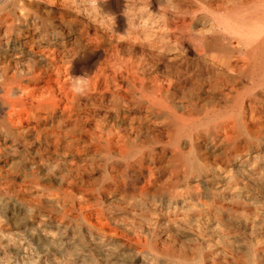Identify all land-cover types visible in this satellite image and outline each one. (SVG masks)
<instances>
[{
    "label": "rangeland",
    "instance_id": "obj_1",
    "mask_svg": "<svg viewBox=\"0 0 264 264\" xmlns=\"http://www.w3.org/2000/svg\"><path fill=\"white\" fill-rule=\"evenodd\" d=\"M10 1L0 22V102L28 87L59 106L38 122L0 124V264H264V90L252 60L264 0ZM85 74L77 95L71 76Z\"/></svg>",
    "mask_w": 264,
    "mask_h": 264
},
{
    "label": "bare ground",
    "instance_id": "obj_2",
    "mask_svg": "<svg viewBox=\"0 0 264 264\" xmlns=\"http://www.w3.org/2000/svg\"><path fill=\"white\" fill-rule=\"evenodd\" d=\"M111 1V0H110ZM11 2V4H12V6H15V7H17L18 6V4L20 3V0H11L10 1ZM6 4H8V3H6ZM5 0L3 1L2 0V2H0V22L1 21H3L4 19H3V12L5 11V9H6V7H5ZM29 6V5H28ZM27 7V6H26ZM17 9V8H16ZM15 9V10H16ZM29 9V8H28ZM35 9V8H34ZM103 10H104V8H102ZM32 10V9H31ZM109 12V11H108ZM5 13H6V11H5ZM32 13V12H31ZM18 14V13H17ZM109 14H111V13H109ZM108 14V15H109ZM14 15V14H13ZM5 16V15H4ZM17 16H19V15H17ZM25 16H26V14H25ZM51 16V15H50ZM36 17V16H35ZM117 17V16H116ZM115 17V18H116ZM19 18V17H18ZM47 18V17H46ZM108 18H109V16H108ZM111 18V17H110ZM109 18V19H110ZM41 19V18H40ZM42 19H43V17H42ZM6 20H7V18H6ZM108 20V19H107ZM113 20V19H112ZM116 20V19H115ZM5 21V20H4ZM15 21V20H14ZM19 21V20H18ZM29 21V20H28ZM12 22V21H11ZM20 22V21H19ZM39 22V21H38ZM258 22V21H257ZM3 23V22H2ZM26 24H27V21L25 22ZM57 24V23H56ZM258 24V23H257ZM15 25V24H14ZM19 25V24H18ZM32 25V24H31ZM52 25V24H51ZM55 25V24H54ZM264 25V24H263ZM256 26V25H255ZM31 27V26H30ZM19 28H21V27H19ZM24 28V27H23ZM3 29V28H2ZM11 29V28H10ZM4 30V29H3ZM241 30V29H240ZM25 32V31H24ZM50 32V31H49ZM34 33V32H33ZM148 33V32H147ZM251 33V32H250ZM28 34V33H27ZM30 34V33H29ZM39 34H40V32H39ZM252 34V33H251ZM255 34H257V33H255ZM254 34V35H255ZM33 35V34H32ZM34 35H35V33H34ZM264 35V34H263ZM39 36H41V35H39ZM52 36H53V34H52ZM260 36V35H259ZM262 36V35H261ZM30 37V36H29ZM264 37V36H263ZM25 38V37H24ZM53 38H54V36H53ZM262 39V38H261ZM264 39V38H263ZM262 39V40H263ZM37 40V39H36ZM35 40V41H36ZM39 40V39H38ZM45 40V39H44ZM257 40V39H256ZM28 42L30 41V40H27ZM252 42V41H251ZM250 42V43H251ZM261 42V46L260 47H258V48H256L254 51H253V58H252V60H253V63H254V67H255V69H256V77L258 78V83H259V85L262 87V88H260L261 90H264V40H263V43H262V41H260ZM21 43V42H20ZM47 43V42H46ZM60 43H62V42H60ZM19 44V43H18ZM27 44V43H26ZM26 44L24 45V46H26ZM257 44H258V42H257ZM27 45H30L29 43L27 44ZM53 45V44H52ZM96 45V44H95ZM260 45V44H259ZM249 46V45H248ZM255 46H256V44H255ZM50 47H52V46H50ZM49 47V48H50ZM59 47V49H60V46H58ZM29 48H31V47H29ZM46 50V49H45ZM244 50V49H243ZM4 52V51H3ZM14 52V51H13ZM54 52V51H53ZM18 53V52H17ZM29 53V52H28ZM56 53V52H55ZM62 53V52H61ZM243 53V52H242ZM33 54V53H32ZM39 54V53H38ZM37 54V55H38ZM59 54V53H58ZM40 55V54H39ZM246 55V54H245ZM250 55V54H249ZM28 56V55H27ZM33 56V55H32ZM51 56V55H50ZM41 57H42V55H41ZM56 58V57H55ZM12 60V59H11ZM32 60H35V59H32ZM44 60V59H43ZM51 60V59H50ZM50 60H48V61H50ZM37 61V60H36ZM35 61V62H36ZM39 61V60H38ZM47 61V60H46ZM52 61V60H51ZM56 61V60H55ZM245 61V60H244ZM30 62V61H29ZM52 62H54V61H52ZM238 62V61H237ZM7 63H9L8 61H7ZM37 63V62H36ZM39 63V62H38ZM50 64V63H49ZM48 64V65H49ZM221 64V63H220ZM249 64V63H248ZM251 64V63H250ZM47 65V66H48ZM247 65V64H246ZM38 66V65H37ZM46 66V67H47ZM44 67V66H43ZM49 67V66H48ZM238 67H239V65H238ZM242 67H243V65H242ZM250 67V66H249ZM35 69H36V66L34 67ZM56 68V67H55ZM213 68V67H212ZM235 68H237V67H235ZM234 68V69H235ZM209 69V68H208ZM241 69V68H240ZM37 70V69H36ZM41 70V69H40ZM39 70V71H40ZM44 70V69H43ZM214 70V69H213ZM225 70V69H224ZM227 70V69H226ZM232 70V69H231ZM220 71V70H219ZM250 71V70H249ZM255 71V70H254ZM215 72V71H214ZM235 72V71H234ZM241 72V71H240ZM33 73H35V72H33ZM57 73V72H56ZM60 73V72H59ZM237 73V72H236ZM36 74V73H35ZM40 74V73H39ZM46 74V73H45ZM58 74V73H57ZM127 74V73H126ZM216 74V73H215ZM59 75V74H58ZM159 75V74H158ZM219 75H221V74H219ZM224 75V74H223ZM223 75H221V76H223ZM6 76V75H5ZM31 76V75H30ZM34 76V75H33ZM39 76V75H38ZM41 76V75H40ZM55 76H56V74H55ZM232 76V75H231ZM244 76V75H243ZM44 77H45V75H44ZM50 77V76H49ZM4 78V77H3ZM33 78V77H32ZM41 78V77H40ZM218 78V77H217ZM257 78H255V79H257ZM5 79V78H4ZM3 79V80H4ZM30 79V78H29ZM28 79V80H29ZM157 79V78H156ZM173 79V78H172ZM252 79V78H251ZM50 80V79H49ZM126 80H128V79H126ZM162 80V79H161ZM217 81H219L218 79H216ZM222 80V79H221ZM51 81V80H50ZM50 81H48V82H50ZM223 81V80H222ZM237 81V80H236ZM255 81V80H254ZM61 82V81H60ZM122 82H124V81H122ZM122 82H121V85H122ZM126 82H129V80L128 81H126ZM151 82V81H150ZM154 82V81H153ZM158 82V81H157ZM165 82V81H164ZM171 82V81H170ZM215 82V81H214ZM225 82H230V81H225ZM233 82V81H232ZM7 83V82H6ZM47 83V82H46ZM52 83V82H51ZM50 83V84H51ZM99 83V82H98ZM118 83V82H117ZM116 83V84H117ZM216 83V82H215ZM231 83V82H230ZM236 82L234 81V84H235ZM257 83V84H258ZM3 84V83H2ZM129 84V83H128ZM146 84V83H145ZM145 84H144V86H145ZM158 84H159V82H158ZM164 84V83H163ZM165 84H167V82L165 83ZM188 84V83H187ZM186 84V85H187ZM218 84H220V83H218ZM217 84V85H218ZM223 84V83H222ZM225 84V83H224ZM223 84V85H224ZM7 85V84H6ZM91 85V84H90ZM90 85H89V87H90ZM114 85V84H113ZM112 85V86H113ZM124 85V84H123ZM137 85V84H136ZM143 85V84H142ZM147 85V84H146ZM168 85V84H167ZM226 85V84H225ZM253 85H254V83H253ZM42 86V85H41ZM61 86H62V84H61ZM106 86V85H105ZM114 86H116V85H114ZM169 86V85H168ZM188 86V85H187ZM233 86V85H232ZM236 86V85H235ZM234 86V87H235ZM48 87V86H47ZM54 86H52V88H53ZM88 87V88H89ZM107 87V86H106ZM146 87V86H145ZM152 87H154V86H152ZM223 87V86H222ZM41 88H43V87H41ZM49 88V87H48ZM92 88H94V87H91V89ZM98 88H99V86H98ZM111 88V87H110ZM118 88H119V85H118ZM118 88H116V89H118ZM132 88V87H131ZM213 88V87H212ZM217 88V87H216ZM256 88H257V86H256ZM13 89V88H12ZM28 89V87H21L19 90H16V91H19V93H20V95H21V97L19 96V97H17V98H14L13 96H16V95H18V94H15L13 91H10V93H11V95H12V97H13V99L10 101V102H4V101H2V102H0V108L1 109H3V111H4V116L3 117H0V124H2V126L3 125H5V126H9L8 128L9 129H12L13 128V126L14 125H21L23 122H26L27 123V121L30 119V118H33V119H35V121L36 122H38L39 120H42L43 118H42V115H40V114H42V113H48V111H49V109H50V111L51 110H53V111H56V109L58 108L57 107V102L55 103H51L49 106H46L44 103H42V101H41V97H34L33 95H31V93H29V90H27ZM95 89H97L96 87H95ZM112 89H114V88H112ZM167 89H168V87H167ZM193 89V88H192ZM221 89V88H220ZM226 89V88H225ZM239 89V88H238ZM50 90V89H49ZM56 90V89H55ZM98 90V89H97ZM138 90H140V89H138ZM231 91H233V89H230ZM247 90V89H246ZM245 90V91H246ZM1 91V90H0ZM37 91V90H36ZM41 91H43L44 92V89L43 90H41ZM48 91V90H47ZM61 91V90H60ZM59 91V93H63L62 91L60 92ZM114 91V90H113ZM175 91V90H174ZM216 91V90H215ZM214 91V92H215ZM218 91H221V90H218ZM257 91V90H256ZM38 92V91H37ZM57 92H58V90H57ZM121 92V91H120ZM165 92V91H164ZM170 92V91H169ZM188 92V91H187ZM199 92V91H198ZM207 93H208V91H206ZM213 92V91H212ZM229 92V91H228ZM236 92V91H235ZM250 92V91H249ZM262 92V91H261ZM42 93V92H41ZM49 93H51L50 91H49ZM113 93V92H112ZM148 93V92H147ZM171 93V92H170ZM173 93V92H172ZM193 93H195V91L193 90L192 91V94ZM203 93V92H202ZM263 93V92H262ZM38 94H39V92H38ZM45 94H46V92H45ZM116 94H117V92H116ZM168 94V93H167ZM174 94V93H173ZM225 94H226V92H225ZM230 94V93H229ZM237 94V93H236ZM245 94V93H244ZM249 94V93H248ZM256 94V93H255ZM50 95V94H49ZM111 95V94H110ZM120 96H121V94H119ZM156 95H157V93H156ZM227 95V94H226ZM55 96V95H54ZM113 96V95H112ZM141 96V95H140ZM145 96H147V95H145ZM158 96V95H157ZM190 96V95H189ZM194 96V95H193ZM198 96V95H197ZM204 96V95H203ZM225 96V95H224ZM260 96V95H259ZM62 97H64L63 96V94H62ZM66 97V96H65ZM69 97V96H68ZM149 97V96H148ZM156 97V96H155ZM155 97L154 98H152L151 100H155ZM166 97V96H165ZM168 97V96H167ZM192 97V96H191ZM191 97H189V98H191ZM205 97V96H204ZM242 97V96H241ZM246 97V96H245ZM244 97V98H245ZM264 97V96H263ZM49 98V97H48ZM122 98H124V97H122ZM139 98V97H138ZM144 98V97H143ZM146 98V97H145ZM145 98H144V100H145ZM149 98H151V97H149ZM148 98V99H149ZM162 98V97H161ZM188 98V97H187ZM194 98V97H193ZM224 98V97H223ZM226 98V97H225ZM44 99V98H43ZM42 99V100H43ZM58 99V98H57ZM57 99H55V100H57ZM68 99V98H67ZM133 99H135V98H133ZM158 99V98H157ZM202 99V98H201ZM205 99H207V98H205ZM214 99V98H213ZM220 99H222V98H220ZM239 99V98H238ZM54 100V101H55ZM61 100H63L62 98H61ZM64 100H65V98H64ZM75 100V99H74ZM123 100V99H122ZM153 100V101H154ZM208 100H210L209 98H208ZM208 100H207V102H208ZM215 100V99H214ZM45 101H46V99H45ZM51 101V100H50ZM134 101V100H133ZM148 101H150V100H148ZM196 101V100H195ZM194 101V102H195ZM200 101V100H199ZM212 101V100H211ZM220 101V100H219ZM251 101V100H250ZM147 102V101H146ZM191 102V101H190ZM197 102V101H196ZM206 102V101H205ZM216 102H218L217 100H216ZM227 102V101H226ZM234 102V101H233ZM232 102V103H233ZM242 102V101H241ZM248 102V101H247ZM30 103V104H29ZM140 103V102H139ZM144 103H145V101H144ZM148 103V102H147ZM146 103V104H147ZM154 103V102H153ZM177 103H179V102H177ZM211 103V102H210ZM209 103V104H210ZM213 104H215L214 102H212ZM243 103V102H242ZM242 103H240V105L239 106H242L241 104ZM245 103V102H244ZM60 104V103H59ZM62 104H63V102H62ZM62 104H60V105H62ZM143 104V103H142ZM181 104H183V102L181 103ZM250 104V103H249ZM150 105V104H149ZM149 105H147V106H149ZM152 105V104H151ZM193 105V104H192ZM203 105V104H202ZM212 105V104H211ZM219 105V104H218ZM221 105V104H220ZM228 105V104H227ZM252 105H253V103H252ZM30 107V111H29V113L30 114H24V113H22V111L20 110V108H23V107ZM59 106V105H58ZM65 106H66V104H65ZM184 106H187V105H185L184 104ZM224 106V105H223ZM251 106V105H250ZM69 107V106H68ZM129 107V106H128ZM141 107V106H140ZM180 107V106H179ZM183 107V106H182ZM182 107H180V108H182ZM222 107V106H221ZM61 108V107H60ZM130 108V107H129ZM139 108V107H138ZM145 108V107H144ZM187 108H188V106H187ZM216 108H217V106H216ZM222 108H225V107H222ZM221 108V109H222ZM235 108H237L236 106H235ZM251 108V107H250ZM253 108V107H252ZM1 109H0V111H1ZM134 109H136V107L134 108ZM155 109V108H154ZM190 109V108H189ZM196 109H198V108H196ZM213 109H214V107H213ZM233 109V108H232ZM240 109V108H239ZM242 109V108H241ZM247 109V108H246ZM62 109H60V111H61ZM64 110V109H63ZM146 110V109H145ZM151 110V109H150ZM150 110H148V112L150 111ZM153 110V109H152ZM181 110H184V109H181ZM192 110V109H191ZM207 110H208V108H207ZM220 110V109H219ZM224 110H226V108L224 109ZM224 110H222L223 111V113H224ZM230 110V109H229ZM249 110V109H248ZM58 111V110H57ZM143 111V110H142ZM216 111V110H215ZM232 111V110H231ZM238 111V110H237ZM68 112H70V111H68ZM183 112V111H182ZM209 112V111H208ZM226 112V111H225ZM239 112V111H238ZM248 112V111H247ZM143 113V112H142ZM141 113V114H142ZM146 113H147V110H146ZM178 113V112H177ZM176 113V114H177ZM185 113V112H184ZM183 113V114H184ZM209 113H212L211 111L209 112ZM229 113V112H228ZM237 113V112H236ZM235 113V114H236ZM242 113V112H241ZM24 114V115H23ZM57 114H58V112H57ZM138 114V113H137ZM179 114V113H178ZM185 114H187V113H185ZM195 114V113H194ZM217 115H221L220 114V112H219V114H218V112L216 113ZM224 114H227V112L226 113H224ZM224 114H223V116H224ZM234 114V115H235ZM248 114V113H247ZM246 114V115H247ZM26 115V116H25ZM146 115V114H145ZM158 115V114H157ZM181 115V114H180ZM209 115V114H208ZM212 115V114H211ZM210 115V116H211ZM217 115L215 116H213V119H214V117H217ZM228 115V114H227ZM242 115V114H241ZM63 116V115H62ZM64 116H66V115H64ZM162 116V115H161ZM187 116H188V114H187ZM204 116V115H203ZM206 116H207V114H206ZM205 116V117H206ZM226 116V115H225ZM243 116H245V115H243ZM58 117H60V116H58ZM141 117V116H140ZM186 117V116H185ZM202 117V116H201ZM200 117V118H201ZM205 117H204V119H205ZM240 117H242V116H240ZM139 118V117H138ZM152 118V117H151ZM183 118V117H182ZM199 118V119H200ZM218 118V117H217ZM216 118V119H217ZM233 118V117H232ZM59 119V118H58ZM62 119H64V118H62ZM148 119H150V117L148 118ZM159 119V118H158ZM177 119H178V117H177ZM208 119V118H207ZM220 119V118H219ZM223 119V118H222ZM222 119H221V121H222ZM247 119H249V118H247ZM56 120V119H55ZM141 120V119H140ZM232 120V119H231ZM49 121V120H48ZM57 121V120H56ZM146 121H149V120H147L146 119ZM178 121V120H177ZM179 121H180V119H179ZM190 121V120H189ZM219 121V120H218ZM232 121H234V120H232ZM215 122V121H214ZM226 122V121H225ZM250 122V121H249ZM44 123V122H43ZM152 123V122H151ZM157 123V122H156ZM178 123V122H177ZM181 123V122H180ZM194 123V122H193ZM210 123V122H209ZM215 123H217V122H215ZM123 124V123H122ZM128 124V123H127ZM148 124V123H147ZM172 124V123H171ZM213 124V123H212ZM224 124H226V123H224ZM59 125H60V123H59ZM150 125V124H149ZM165 125V124H164ZM182 125H184L185 126V124L183 123ZM208 125V124H207ZM247 125V124H246ZM249 125H250V123H249ZM1 126V125H0ZM76 126V125H75ZM120 126V125H119ZM125 126H127L126 124H125ZM148 126V125H147ZM158 125H156V127H157ZM162 126V125H161ZM183 126V127H184ZM191 126V125H190ZM189 126V127H190ZM209 126V125H208ZM212 126V125H211ZM210 126V127H211ZM224 126V125H223ZM253 126H254V124H253ZM4 127V126H3ZM41 127V126H40ZM159 127V126H158ZM204 127V125L202 126V129H204L203 128ZM216 127H218V126H216ZM229 126H227V128H228ZM232 127V126H231ZM250 127V126H249ZM252 127V126H251ZM52 128H54V127H52ZM58 128V127H57ZM127 128V127H126ZM190 128H192V127H190ZM199 128H200V126H199ZM213 128V127H212ZM247 128V127H246ZM47 129H48V127H47ZM194 129V128H193ZM215 129V128H214ZM6 130V129H5ZM4 130V131H5ZM49 130H51V128L49 129ZM59 130V129H58ZM60 130H62V129H60ZM123 130V129H122ZM186 130H187V128H186ZM198 130H200V129H198ZM198 130H196V131H198ZM213 130V129H212ZM229 130V129H228ZM48 131V130H47ZM144 131V130H143ZM192 131V130H191ZM225 131H227L226 129H225ZM234 131H235V129H234ZM238 131V130H237ZM7 132V131H6ZM14 132V131H13ZM142 132V131H141ZM169 132H171V131H169ZM189 132V131H188ZM193 132H195V131H193ZM30 133V132H29ZM38 133H39V131H38ZM123 133V132H122ZM128 133H131L130 132V130H129V132ZM134 133V132H133ZM192 133V132H191ZM201 133V132H200ZM222 133H224V132H222ZM14 134H15V132H14ZM36 134V133H35ZM53 134V133H52ZM109 134V133H108ZM118 134V133H117ZM174 134H175V132H174ZM185 134V133H184ZM189 134V133H188ZM187 134V135H188ZM236 134V136L238 135L237 133H235ZM33 135V134H32ZM43 135H45V134H43ZM50 136H51V134H49ZM110 135V134H109ZM119 135V134H118ZM117 135V136H118ZM142 135V134H141ZM154 135H155V133H154ZM161 135V134H160ZM173 135V134H172ZM190 135V134H189ZM188 135V136H189ZM234 135V134H233ZM241 134H239V136H240ZM9 136H10V134H9ZM115 136H116V134H115ZM120 136V135H119ZM130 136V135H129ZM138 136V135H137ZM157 136H159V135H157ZM163 136H164V134H163ZM166 136V135H165ZM227 136V135H226ZM70 137V136H69ZM128 137V136H127ZM172 137V136H171ZM184 137V136H183ZM228 137V136H227ZM35 138V137H34ZM37 138V137H36ZM59 138V137H58ZM124 138V137H123ZM163 138V137H162ZM178 139H179V137H177ZM185 138H186V135H185ZM191 138V137H190ZM194 138V137H193ZM235 138V137H234ZM236 138H238V137H236ZM32 140H33V138H31ZM46 139V138H45ZM49 139H51V137L49 138ZM60 139V138H59ZM136 139V138H135ZM140 139H142V138H140ZM182 139V138H181ZM184 139V138H183ZM232 139V138H231ZM239 139V138H238ZM28 141H29V139H27ZM57 140V139H56ZM61 140V139H60ZM73 140V139H72ZM110 140V139H109ZM118 140V139H117ZM120 140H122L121 139V137H120ZM124 140V139H123ZM128 140V139H127ZM134 140V139H133ZM137 140V139H136ZM160 140V139H159ZM177 140V139H176ZM176 140L175 141H173L174 143L176 142ZM187 140V139H186ZM233 140V139H232ZM236 140V139H235ZM252 140H254V139H252ZM24 141V140H23ZM35 141V140H34ZM42 141V140H41ZM44 141V140H43ZM47 141V140H46ZM154 141V140H153ZM190 141H192L191 139H190ZM211 141V140H210ZM259 141V140H258ZM40 142V141H39ZM50 142V141H49ZM56 142V141H55ZM109 142V141H108ZM116 142V141H115ZM151 142V141H150ZM163 142V141H162ZM172 142V143H173ZM195 142V141H194ZM229 142V141H228ZM234 142H236V141H234ZM247 142V141H246ZM261 142V141H260ZM51 143V142H50ZM107 143V142H106ZM110 143V142H109ZM118 143V142H117ZM117 143H115L116 145H117ZM119 143H121V142H119ZM125 143V142H124ZM137 143V142H136ZM135 143V144H136ZM139 143V142H138ZM173 143V144H174ZM205 143V142H204ZM231 143V142H230ZM254 143V142H253ZM46 144V143H45ZM114 144V145H115ZM134 144V145H135ZM176 144V143H175ZM180 144H182V143H180ZM180 144H177V145H180ZM201 144V143H200ZM214 144V143H213ZM224 144V143H223ZM241 144V143H240ZM36 145V144H35ZM55 145V144H54ZM107 145H108V143H107ZM138 145V144H137ZM169 145H171V144H169ZM184 145V144H183ZM205 145H206V143H205ZM234 145V144H233ZM251 145V144H250ZM140 146H142V145H140ZM200 146H202V145H200ZM238 146V145H237ZM237 146H235V147H237ZM258 146V145H257ZM23 147V146H22ZM39 147V146H38ZM49 147V146H48ZM47 147V148H48ZM135 147V146H134ZM175 147V146H174ZM182 147V146H181ZM195 147H197V146H195ZM228 147H230V146H228ZM244 147V146H243ZM242 147V148H243ZM246 147H248V146H246ZM250 147V146H249ZM107 148H108V146H107ZM145 148H146V146H145ZM188 148V147H187ZM202 148H204V147H202ZM238 148V147H237ZM245 148V147H244ZM12 149V148H11ZM17 149V148H16ZM51 149H52V147H51ZM103 149V148H102ZM109 149V148H108ZM111 149V148H110ZM119 149V148H118ZM125 149V148H124ZM144 149V148H143ZM192 149V148H191ZM190 149V150H191ZM254 149V148H253ZM21 150V149H20ZM56 150V149H55ZM54 150V151H55ZM117 150V149H116ZM120 150V149H119ZM118 150V151H119ZM126 150V149H125ZM163 150V149H162ZM180 150V149H179ZM189 150V149H188ZM233 150V149H232ZM232 150H231V152H232ZM8 151V150H7ZM10 151V150H9ZM8 151V152H9ZM47 151V150H46ZM59 151V150H58ZM102 151V150H101ZM112 151V150H111ZM115 151V150H114ZM139 151V150H138ZM141 151H143V150H141ZM192 151V150H191ZM227 151V150H226ZM229 151V150H228ZM258 151V150H257ZM11 152V151H10ZM35 152H36V150H35ZM40 152V151H39ZM45 152V151H44ZM100 152V151H99ZM106 152V151H105ZM124 152V151H123ZM122 152V153H123ZM136 152V151H135ZM201 152V151H200ZM209 152V151H208ZM225 152V151H224ZM242 152V151H241ZM12 153V152H11ZM17 153V152H16ZM37 153V152H36ZM107 153V152H106ZM116 153V152H115ZM120 154H121V151L119 152ZM133 153V152H132ZM141 153V152H140ZM158 153V152H157ZM157 153H156V155H157ZM176 153V152H175ZM188 153V152H187ZM203 153V152H202ZM221 154H222V151L220 152ZM237 153V152H236ZM243 153V152H242ZM6 154V153H5ZM109 154V153H108ZM111 154V153H110ZM129 154V153H128ZM152 154H154V153H152ZM179 154V153H178ZM181 154V153H180ZM179 154V155H180ZM189 154V153H188ZM197 154V153H196ZM206 154V153H205ZM260 154V153H259ZM4 155V154H3ZM2 155V156H3ZM10 155V154H9ZM103 155V154H102ZM113 155V154H112ZM149 155V154H148ZM155 155V156H156ZM175 155V154H174ZM190 155H191V153H190ZM193 155H194V153H193ZM232 155V154H231ZM258 155V154H257ZM49 156V155H48ZM117 156V155H116ZM120 156V155H119ZM125 156V155H124ZM145 156V155H144ZM150 156V155H149ZM152 156V155H151ZM177 156V155H176ZM192 156V155H191ZM209 156V155H208ZM217 156V155H216ZM240 156V155H239ZM242 156V155H241ZM240 156V157H241ZM11 157V156H10ZM51 157V156H50ZM100 157H102V156H100ZM110 157V156H109ZM127 157V156H126ZM143 157V156H142ZM158 157V156H157ZM182 157V156H181ZM181 157H180V159H181ZM190 157V156H189ZM218 157V156H217ZM216 157V158H217ZM223 157V156H222ZM226 157V156H225ZM248 157V156H247ZM12 158V157H11ZM124 158V157H123ZM152 158V157H151ZM151 158H150V160H151ZM158 158H160V157H158ZM161 158H164V157H161ZM172 158V157H171ZM192 158V157H191ZM203 158V157H202ZM213 158H214V156H213ZM4 159V158H3ZM14 159V158H13ZM56 159V158H55ZM125 159V158H124ZM182 159H184V158H182ZM227 159V158H226ZM160 160V159H159ZM185 160V159H184ZM193 160V159H192ZM198 160V159H197ZM206 160V159H205ZM3 161V160H2ZM155 161V160H154ZM163 161H164V159H163ZM189 161V160H188ZM212 161V160H211ZM243 161V160H242ZM1 162V161H0ZM15 162V161H14ZM20 162V161H19ZM33 162V161H32ZM62 162V161H61ZM149 162V160L147 161V163ZM152 162V161H151ZM204 162V161H203ZM18 163V162H17ZM36 163V162H35ZM34 163V164H35ZM58 163V162H57ZM56 163V161H55V164H57ZM150 163V162H149ZM148 163V164H149ZM183 163V162H182ZM189 163V162H188ZM192 163V162H191ZM230 163V162H229ZM5 164V163H4ZM9 164H10V162H9ZM61 164V163H60ZM108 164V163H107ZM118 164V163H117ZM141 164H143V163H141ZM156 164V163H155ZM158 164V163H157ZM174 164V163H173ZM172 164V166L174 167L175 165H173ZM193 164V163H192ZM237 164V163H236ZM24 165V164H23ZM31 165V164H30ZM160 165V164H159ZM199 165V164H198ZM256 165V164H255ZM254 165V166H255ZM54 166V165H53ZM113 166V165H112ZM164 166V165H163ZM169 166V165H168ZM168 166H166V167H168ZM191 168L193 167V166H191V165H189ZM189 166H188V168H189ZM203 166H204V164H203ZM238 166V165H237ZM250 166V165H249ZM253 166V165H252ZM117 167V166H116ZM160 167V166H159ZM171 167V166H170ZM231 167V166H230ZM153 168V167H152ZM186 168V167H185ZM220 168V167H219ZM232 168V167H231ZM238 168V167H237ZM5 169H7L6 167H5ZM8 169H9V167H8ZM61 169V168H60ZM64 169V168H63ZM70 169V168H69ZM127 169H129V168H127ZM126 169V170H127ZM155 169H157L156 167H155ZM163 169V168H162ZM168 170H169V168H167ZM199 169H201V168H199ZM211 169V168H210ZM217 169H218V167H217ZM234 169V168H233ZM11 170V169H10ZM19 170V169H18ZM26 170V169H25ZM50 170V169H49ZM151 170V169H150ZM161 170V169H160ZM164 170H166L165 169V167H164ZM180 170V169H179ZM222 170V169H221ZM235 170V169H234ZM238 170V169H237ZM247 170V169H246ZM251 170H252V168H251ZM254 170V169H253ZM17 171V170H16ZM20 171V170H19ZM107 171V170H106ZM105 171V172H106ZM177 171V170H176ZM175 171V172H176ZM188 171V170H187ZM191 171H193V170H191ZM202 171V170H201ZM215 171V170H214ZM236 171V170H235ZM234 171V172H235ZM249 171V170H248ZM36 172V171H35ZM109 172H111V171H109ZM108 172V173H109ZM115 172V171H114ZM118 172V171H117ZM152 172V171H151ZM155 172V171H154ZM183 172V171H182ZM190 172V171H189ZM219 172V171H218ZM247 172V171H246ZM250 172V171H249ZM261 172V171H260ZM12 173V172H11ZM33 173V172H32ZM31 173V174H32ZM192 173V172H191ZM201 173V172H200ZM212 173V172H211ZM227 173H229V172H227ZM240 173V172H239ZM46 174V173H45ZM115 174V173H114ZM149 174V173H148ZM152 174V173H151ZM158 174V173H157ZM165 173H163V175H164ZM184 174V173H183ZM251 174V173H250ZM254 174V173H253ZM126 175V174H125ZM138 175V174H137ZM185 175V174H184ZM188 175V174H187ZM190 175V174H189ZM210 175V174H209ZM223 175H224V173H223ZM231 175V174H230ZM238 175V174H237ZM261 175V174H260ZM11 176V175H10ZM60 176V175H59ZM108 176V175H107ZM109 176H111V175H109ZM141 176V175H140ZM196 176V175H195ZM221 176V175H220ZM232 176V175H231ZM155 177V176H154ZM185 177V176H184ZM188 177V176H187ZM203 177V176H202ZM210 177V176H209ZM222 177V176H221ZM227 177V176H226ZM256 177V176H255ZM257 177H259L258 175H257ZM38 178V177H37ZM135 178V177H134ZM144 178V177H143ZM147 178H150V177H148L147 176ZM153 178V177H152ZM175 178V177H174ZM191 178V177H190ZM205 178V177H204ZM207 178V177H206ZM35 179V178H34ZM40 179H41V177H40ZM108 179V178H107ZM119 179H121V178H119ZM178 179V178H177ZM241 179V178H240ZM58 180H59V178H58ZM70 180V179H69ZM109 180H110V178H109ZM146 180V179H145ZM149 181H150V179H148ZM203 180V179H202ZM244 180V179H243ZM248 180V179H247ZM251 180V179H250ZM35 181H37V180H35ZM49 181H52V180H49ZM114 181V180H113ZM147 181V180H146ZM178 181V180H177ZM188 181V180H187ZM199 181V180H198ZM38 182V181H37ZM55 182V181H54ZM60 182H62V181H60ZM123 182V181H122ZM122 182H120V184L122 183ZM126 182V181H125ZM153 182V181H152ZM155 182V181H154ZM166 182H168L167 180H166ZM174 182V181H173ZM35 183V182H34ZM56 183H58L57 181H56ZM70 183V182H69ZM69 183H68V185H69ZM146 183V182H145ZM150 183V182H149ZM205 183H206V181H205ZM210 183V182H209ZM215 183V182H214ZM250 183V182H249ZM120 184H118V185H120ZM132 184V183H131ZM246 184H248L247 182H246ZM252 184V183H251ZM254 184V183H253ZM252 184V185H253ZM62 185V184H61ZM112 185V184H111ZM115 185V184H114ZM117 185V186H118ZM166 185V184H165ZM191 185H193V184H191ZM211 185V184H210ZM259 185V184H258ZM36 186V185H35ZM53 186V185H52ZM57 186V185H56ZM65 186V185H64ZM89 186V185H88ZM87 186V187H88ZM171 186V185H170ZM212 186V185H211ZM218 186V185H217ZM220 186V185H219ZM222 186V185H221ZM245 186V185H244ZM260 186H262L261 184H260ZM49 187V186H48ZM59 187H60V184H59ZM119 187V186H118ZM128 187V186H127ZM144 187V186H143ZM146 187V186H145ZM158 187V186H157ZM216 187V186H215ZM250 187V186H249ZM264 187V186H263ZM46 188V187H45ZM112 188V187H111ZM156 188V187H155ZM159 188V187H158ZM162 188V187H161ZM165 188H168V187H165ZM169 188H171V187H169ZM208 188V187H207ZM217 188V187H216ZM48 189V188H47ZM70 189V188H69ZM73 189V188H72ZM128 189V188H127ZM145 189V188H144ZM148 188H146V190H147ZM177 189V188H176ZM194 189V188H193ZM214 189V188H213ZM252 189V188H251ZM74 190V189H73ZM105 190V189H104ZM109 191H110V189H108ZM107 190V191H108ZM129 190V189H128ZM141 190H143L142 188L140 189V191ZM158 190V189H157ZM160 190V189H159ZM164 190V189H163ZM191 190V189H190ZM195 190V189H194ZM238 190V189H237ZM245 190V189H244ZM254 190V189H253ZM59 191V190H58ZM124 191V190H123ZM196 191H197V189H196ZM201 191V190H200ZM202 191H203V189H202ZM204 191H206V190H204ZM240 191H242V190H240ZM259 191V190H258ZM143 192V191H142ZM175 192V191H174ZM230 192V191H229ZM248 192V191H247ZM160 193V192H159ZM168 193H170V192H168ZM177 193V192H176ZM204 193V192H203ZM66 194V193H65ZM182 194V193H181ZM254 194V193H253ZM102 195V194H101ZM150 195V194H149ZM185 195V194H184ZM156 196V195H155ZM159 196V195H158ZM133 197V196H132ZM137 197V196H136ZM135 197V198H136ZM153 197V196H152ZM183 198V197H182ZM66 199V198H65ZM196 199V198H195ZM230 199V198H229ZM235 199V198H234ZM60 200V199H59ZM108 200V199H107ZM106 200V201H107ZM232 200V199H231ZM112 201V200H111ZM137 201V200H136ZM236 201H238V200H236ZM67 202V201H66ZM234 202V201H233ZM35 203V202H34ZM107 203H108V201H107ZM111 203V202H110ZM181 203V202H180ZM193 203V202H192ZM201 203V202H200ZM239 203V202H238ZM258 203V202H257ZM78 204H79V202H78ZM145 204V203H144ZM218 204V203H217ZM237 204V203H236ZM48 205V204H47ZM68 205V204H67ZM80 205V204H79ZM146 205V204H145ZM189 205H190V203H189ZM202 205V204H201ZM210 205V204H209ZM208 205V206H209ZM220 205V204H219ZM7 206V205H6ZM63 206V205H62ZM61 206V207H62ZM69 206V205H68ZM74 206V205H73ZM160 206V205H159ZM207 206V205H206ZM205 206V207H206ZM222 206H224V205H222ZM246 206H247V204H246ZM256 206V205H255ZM257 206H259V205H257ZM264 206V205H263ZM47 207V206H46ZM49 207V206H48ZM60 207V206H59ZM60 207V208H61ZM154 207V206H153ZM82 208V207H81ZM192 208H194V207H192ZM198 208V207H197ZM62 209H63V207H62ZM150 209V208H149ZM199 209L200 208H198V211H199ZM207 209V208H206ZM217 209H219V208H217ZM193 210V209H192ZM196 210V209H195ZM204 210V209H203ZM69 211V210H68ZM142 211V210H141ZM144 211V210H143ZM177 211V210H176ZM205 211V210H204ZM206 211H208V210H206ZM218 211H220V210H218ZM67 212V211H66ZM152 212V211H151ZM161 212V211H160ZM221 212V211H220ZM256 212V211H255ZM259 212V211H258ZM257 212V213H258ZM13 213V212H12ZM49 213V212H48ZM53 213V212H52ZM64 213V212H63ZM146 212H144V214H145ZM204 213V212H203ZM1 214H4L3 212L1 213ZM57 214H58V212H57ZM142 214V213H141ZM161 214V213H160ZM217 214V213H216ZM61 215V214H60ZM132 215H133V213H132ZM132 215H130V216H132ZM138 215V214H137ZM148 215V214H147ZM162 215V214H161ZM2 216V215H1ZM23 216V215H22ZM25 216H26V214H25ZM67 217H68V215H66ZM134 216V215H133ZM142 216V215H141ZM144 216V215H143ZM154 216V215H153ZM188 216V215H187ZM206 216H207V214H206ZM206 216L204 217L205 219H206ZM264 216V215H263ZM88 216H86V218H87ZM91 217V216H90ZM148 217V216H147ZM150 217V216H149ZM159 217H160V215H159ZM198 217V216H197ZM21 218V217H20ZM85 218V219H86ZM92 218H94V217H92ZM96 218V217H95ZM98 218V217H97ZM152 218V217H151ZM190 218V217H189ZM188 218V219H189ZM200 218V217H199ZM203 218V219H204ZM10 219V218H9ZM109 219H110V217H109ZM143 219V218H142ZM163 219V218H162ZM161 219V220H162ZM165 219V218H164ZM168 219V218H167ZM177 219V218H176ZM186 219H187V217H186ZM185 219V220H186ZM187 219V220H188ZM195 219H196V217H195ZM195 219H193V220H195ZM198 219V218H197ZM226 219V218H225ZM224 219V220H225ZM51 220H53V219H51ZM89 220H91L90 218H89ZM97 220V219H96ZM100 220V219H99ZM146 220V219H145ZM179 220V219H178ZM186 220V221H187ZM191 220V219H190ZM208 220V219H207ZM86 221L88 222V220L86 219ZM94 221V220H93ZM106 221V220H105ZM108 221V220H107ZM170 221V220H169ZM168 221V222H169ZM176 221V220H175ZM216 221V220H215ZM229 221V220H228ZM13 223H14V221H12ZM102 222V221H101ZM173 222H174V220H173ZM178 222H180V221H178ZM192 222V221H191ZM225 222V221H224ZM227 222V221H226ZM18 223V222H17ZM104 223V222H103ZM108 223V222H107ZM195 223V222H194ZM198 223V222H197ZM200 223V222H199ZM198 223V224H199ZM203 223V222H202ZM205 223H206V221H205ZM20 224V223H19ZM91 224V223H90ZM92 224H94V223H92ZM165 225H166V223H164ZM193 224V223H192ZM207 224V223H206ZM51 225V224H50ZM105 225V224H104ZM140 225V224H139ZM202 225V224H201ZM99 227V226H98ZM225 227H226V225H225ZM228 227V226H227ZM53 228V227H52ZM222 228V227H221ZM231 228V227H230ZM57 229V228H56ZM214 229V228H213ZM220 229V228H219ZM216 231H217V229H215ZM225 230H226V228H225ZM222 231H223V229H222ZM219 232V231H218ZM227 235V234H226ZM42 236V235H41ZM215 237V236H214ZM219 237V236H218ZM223 237V236H222ZM228 237V236H227ZM258 238V237H257ZM55 239V238H54ZM70 239H72V238H70ZM89 239V238H88ZM221 239V238H220ZM44 240V239H43ZM103 240V239H102ZM101 240V241H102ZM218 240V239H217ZM250 240V239H249ZM45 241V240H44ZM46 241H50V240H46ZM72 241V240H71ZM96 241V240H95ZM98 241V240H97ZM207 241V240H206ZM215 241V240H214ZM223 241H224V239H223ZM222 241V242H223ZM247 241V240H246ZM245 241V242H246ZM62 242V241H61ZM75 242V241H74ZM208 242V241H207ZM222 242H220V243H222ZM227 242V241H226ZM229 242H230V240H229ZM234 242V241H233ZM70 243V242H69ZM72 243V242H71ZM90 243V242H89ZM152 243V242H151ZM218 243V242H217ZM228 243V242H227ZM259 243V242H258ZM61 244V243H60ZM98 244V243H97ZM100 244V243H99ZM150 244V243H149ZM245 244V243H244ZM261 244V243H260ZM65 245H67V244H65ZM95 245H96V243H95ZM201 245V244H200ZM214 245V244H213ZM219 245V244H218ZM228 245V244H227ZM241 244H239V246H240ZM264 245V244H263ZM163 246V245H162ZM166 246V245H165ZM186 246V245H185ZM228 246H230V245H228ZM227 246V247H228ZM247 246V245H246ZM262 246V245H261ZM155 247V246H154ZM154 247H152V248H154ZM159 247V246H158ZM164 247V246H163ZM169 247V246H168ZM238 247V246H237ZM93 248V247H92ZM91 248V249H92ZM241 248V247H240ZM243 248V247H242ZM246 248V247H245ZM73 249V248H72ZM90 249V250H91ZM94 249V248H93ZM113 249V248H112ZM170 249V248H169ZM184 249V248H183ZM229 249V248H228ZM237 249V248H236ZM239 249V248H238ZM249 249H251L250 247H249ZM248 249V250H249ZM69 250V249H68ZM107 250V249H106ZM133 250V249H132ZM159 250V249H158ZM163 250V249H162ZM172 250V249H171ZM177 250V249H176ZM188 250V249H187ZM215 250H216V248H215ZM253 249H251V251H252ZM99 251V250H98ZM110 251V250H109ZM179 251V250H178ZM183 251V250H182ZM181 251V252H182ZM219 251V250H218ZM255 251V250H254ZM70 252V251H69ZM72 252V251H71ZM78 252V251H77ZM128 252V251H127ZM138 252V251H137ZM186 252V251H185ZM198 252H200V251H198ZM222 252V251H221ZM232 252H234V251H232ZM246 252V251H245ZM249 252V251H248ZM259 252V251H258ZM116 253V252H115ZM170 253V252H169ZM183 253V252H182ZM244 253V252H243ZM93 254V253H92ZM133 254V253H132ZM235 254V253H234ZM245 254V253H244ZM261 254V253H260ZM75 255V254H74ZM156 255V254H155ZM193 255V254H192ZM199 255V254H198ZM219 255V254H218ZM226 254H224V256H225ZM233 255V254H232ZM241 255V254H240ZM102 256V255H101ZM120 256H122V255H120ZM126 256H128V255H126ZM165 256V255H164ZM185 256H186V253H185ZM194 256V255H193ZM192 256V257H193ZM221 256V255H220ZM231 256V255H230ZM234 256H236V255H234ZM233 256V257H234ZM251 256V255H250ZM264 256V255H263ZM109 257V256H108ZM138 257V256H137ZM187 257H188V255H187ZM216 257H218V256H216ZM245 257V256H244ZM258 257V256H257ZM260 257V256H259ZM258 257V258H259ZM129 258V257H128ZM131 258V257H130ZM129 258V259H130ZM149 258V257H148ZM172 258H173V256H172ZM180 258V257H179ZM189 258H190V256L188 257V260H189ZM222 258V257H221ZM237 258H238V256H237ZM248 258H250V257H248ZM126 259V258H125ZM132 259V258H131ZM141 259V258H140ZM164 259V258H163ZM210 259H212V258H210ZM214 259V258H213ZM235 259V258H234ZM240 259V258H239ZM245 259H247V258H245ZM256 259V258H255ZM116 260V259H115ZM127 260V259H126ZM167 260V259H166ZM173 260V259H172ZM224 260V259H223ZM243 260V259H242ZM248 260V259H247ZM261 260V259H260ZM98 261V260H97ZM103 261H105L104 259H103ZM130 261V260H129ZM152 261V260H151ZM169 262H170V259L168 260ZM195 261V260H194ZM198 261V260H197ZM197 261H195V262H197ZM215 261V260H214ZM251 261H252V259H251ZM258 261V260H257ZM125 262V261H124ZM127 262V261H126ZM147 262V261H146ZM173 262V261H172ZM182 262V261H181ZM219 262V261H218ZM222 262V261H221ZM231 262V261H230ZM236 262V261H235ZM238 262V261H237ZM236 262V263H237ZM254 262V261H253ZM122 263V262H121ZM128 263V262H127ZM142 263V262H141ZM240 263V262H239ZM133 264V263H132ZM172 264V263H171ZM191 264V263H190ZM211 264V263H210ZM223 264V263H222ZM238 264V263H237ZM242 264V263H241Z\"/></svg>",
    "mask_w": 264,
    "mask_h": 264
},
{
    "label": "clouds",
    "instance_id": "obj_3",
    "mask_svg": "<svg viewBox=\"0 0 264 264\" xmlns=\"http://www.w3.org/2000/svg\"><path fill=\"white\" fill-rule=\"evenodd\" d=\"M71 80H72V86H71L72 92L77 95H83L84 92L86 91V87L88 84V76L86 74L75 77L71 76Z\"/></svg>",
    "mask_w": 264,
    "mask_h": 264
}]
</instances>
